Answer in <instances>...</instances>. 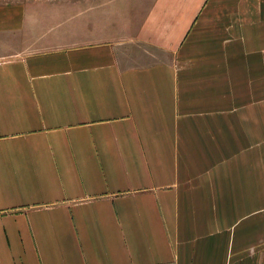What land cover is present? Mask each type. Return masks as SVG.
<instances>
[{"label":"crops","instance_id":"obj_1","mask_svg":"<svg viewBox=\"0 0 264 264\" xmlns=\"http://www.w3.org/2000/svg\"><path fill=\"white\" fill-rule=\"evenodd\" d=\"M177 1L0 54V264H260L264 0Z\"/></svg>","mask_w":264,"mask_h":264},{"label":"rangeland","instance_id":"obj_2","mask_svg":"<svg viewBox=\"0 0 264 264\" xmlns=\"http://www.w3.org/2000/svg\"><path fill=\"white\" fill-rule=\"evenodd\" d=\"M124 1L126 0H0V35L4 38L8 37L0 40V54L7 52L17 54L18 51L36 54L58 50L59 47L65 48L72 44L95 42L93 31H102V15L108 9L109 3H124ZM143 2V7L136 4L130 8L131 14L143 18L154 15V7L158 0H143ZM177 2L171 0L170 3H176L174 8H162L161 4L162 6L158 7L159 15L166 17L171 11H178L179 9L176 8L181 5ZM119 10L110 13L111 16H119ZM121 10L122 16H126L129 11L125 7ZM255 202L256 208L262 205V201ZM258 202L261 203L257 204ZM253 218L254 241L248 250L256 257L255 262L264 264V209L255 210ZM246 221L245 219L240 225L245 224ZM239 240H246V232ZM241 242L245 246L242 249L246 253V244Z\"/></svg>","mask_w":264,"mask_h":264}]
</instances>
